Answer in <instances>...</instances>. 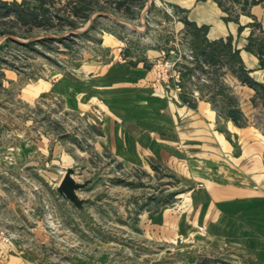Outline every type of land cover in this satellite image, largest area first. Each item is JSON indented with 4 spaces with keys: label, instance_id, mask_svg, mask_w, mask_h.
<instances>
[{
    "label": "rangeland",
    "instance_id": "374dc122",
    "mask_svg": "<svg viewBox=\"0 0 264 264\" xmlns=\"http://www.w3.org/2000/svg\"><path fill=\"white\" fill-rule=\"evenodd\" d=\"M219 1L235 16L250 15L256 5ZM163 7L156 0L0 1V232L39 264H254L252 248L214 242L205 229L175 242L145 231L143 220L181 192L174 170L97 154L98 118L95 124L92 116L67 113L61 98L47 95L65 77L78 80L84 63L105 59L103 37L118 35L138 51L160 50L153 70L162 51L182 55L187 99L211 103L221 123L236 114L238 126L264 134V90L245 80L228 47H211L184 20L177 28ZM251 26L254 53L264 63V18ZM40 142L45 146L31 154L28 147ZM65 150L97 163H52L51 154ZM67 172L81 187L75 200L59 192Z\"/></svg>",
    "mask_w": 264,
    "mask_h": 264
},
{
    "label": "crops",
    "instance_id": "0c3cea01",
    "mask_svg": "<svg viewBox=\"0 0 264 264\" xmlns=\"http://www.w3.org/2000/svg\"><path fill=\"white\" fill-rule=\"evenodd\" d=\"M156 2L164 6L177 28L185 27L182 20L188 21L205 31L208 42L229 43L251 78L264 83L261 59L250 49L252 20L264 18V0H256L250 15L241 16L223 9L217 0ZM102 43L105 59L84 63L78 80L65 77L50 85L47 95L61 98L69 113L92 116L95 124L98 118L94 130L97 154L105 153L113 163L136 168L174 170L181 192L173 203L147 215L144 230L150 234L155 230L159 239L175 242L184 233L198 236L205 229L214 242L244 251L252 248L254 264H264V134L231 119L219 122L211 103L190 101L179 89L181 83L155 84L151 64L160 50L138 51L110 34ZM45 145L40 142L28 148L36 154ZM57 147L52 144L51 151ZM54 152L52 163L59 157L62 163H97L84 153ZM39 263L19 243L0 241V264Z\"/></svg>",
    "mask_w": 264,
    "mask_h": 264
},
{
    "label": "built area",
    "instance_id": "2783aa9c",
    "mask_svg": "<svg viewBox=\"0 0 264 264\" xmlns=\"http://www.w3.org/2000/svg\"><path fill=\"white\" fill-rule=\"evenodd\" d=\"M186 56L188 59L193 60L192 54L189 53L188 55L186 54ZM182 64V55H178L176 51H162L161 59L157 61L153 67L156 73L155 84L170 85L173 82L178 84L181 83L183 76ZM179 89L182 91V88ZM79 116L85 117L86 115ZM0 241L7 242L3 232H0Z\"/></svg>",
    "mask_w": 264,
    "mask_h": 264
},
{
    "label": "trees",
    "instance_id": "16d2710c",
    "mask_svg": "<svg viewBox=\"0 0 264 264\" xmlns=\"http://www.w3.org/2000/svg\"><path fill=\"white\" fill-rule=\"evenodd\" d=\"M217 1L219 2V4H220L221 6H223V4H222L221 1H219V0H217ZM253 2H254L255 4H257L256 0H254ZM222 8H223V7H222ZM185 23L187 24V26H189V27H193L188 21H186ZM193 28H195V29H196L197 31H199V32H202V34L205 35V31H204V30H202V29H198V28H196V27H193ZM204 38H205V37H204ZM205 40H206V38H205ZM206 41H207V40H206ZM207 43H208L211 47H218V46H225V47H228V48L230 49L231 53H232L231 55L237 59V61H238V63H239V68H240V70L243 72V76L245 77V80H247L248 83H249L250 85H252V86H254V87L259 86V88H262V89L264 90V85H261V84L255 82L251 77H249V76H250V75H249V72L246 71V70L243 68V65H242V63H241V60H240V57H239L238 52L233 53V52H232V48H231V46H230L229 43L224 44L222 41H221V42H215V43H211V42H208V41H207ZM250 46H251L250 49L254 52L252 41H251V45H250ZM259 57H260V56H259ZM261 57H262V56H261ZM261 60H262V58H261ZM262 66H264L263 60H262ZM261 97H262V99H264V94H263V93L261 94ZM233 113H234V112H233ZM236 113H237V112H236ZM231 116H232L231 119H232L236 124H238V121H239V120H238L237 115H236V114H233V115H231Z\"/></svg>",
    "mask_w": 264,
    "mask_h": 264
},
{
    "label": "water",
    "instance_id": "95a60500",
    "mask_svg": "<svg viewBox=\"0 0 264 264\" xmlns=\"http://www.w3.org/2000/svg\"><path fill=\"white\" fill-rule=\"evenodd\" d=\"M81 189L71 172H67L59 185V192L70 199L75 200L76 191Z\"/></svg>",
    "mask_w": 264,
    "mask_h": 264
}]
</instances>
